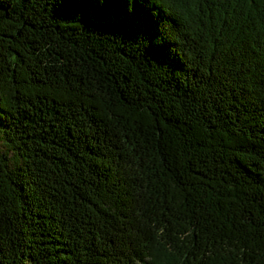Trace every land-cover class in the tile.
I'll return each mask as SVG.
<instances>
[{
  "label": "trees",
  "instance_id": "trees-1",
  "mask_svg": "<svg viewBox=\"0 0 264 264\" xmlns=\"http://www.w3.org/2000/svg\"><path fill=\"white\" fill-rule=\"evenodd\" d=\"M0 264H264V0H0Z\"/></svg>",
  "mask_w": 264,
  "mask_h": 264
}]
</instances>
